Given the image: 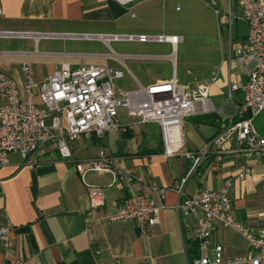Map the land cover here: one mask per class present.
I'll return each instance as SVG.
<instances>
[{"label":"crops","instance_id":"1","mask_svg":"<svg viewBox=\"0 0 264 264\" xmlns=\"http://www.w3.org/2000/svg\"><path fill=\"white\" fill-rule=\"evenodd\" d=\"M166 4L167 0H139L131 5L113 0H0V31L58 34L0 36V72L18 85L22 82L23 62L29 64L36 83L63 61L72 67L107 64L121 69L122 76L126 74L136 88L173 78L182 85L206 83L215 109L183 121L182 152L196 156L209 146L189 175L191 159L182 153L163 156L160 130L152 123H134L125 132L105 131L98 138L81 136L72 143L74 160L91 157L99 148L117 157V163L139 177L130 185L112 182L107 171L87 172L80 177L73 161L60 158L50 144L40 147L35 155L37 163L31 168L21 165L17 153H9L7 163L0 167V226L10 225L12 247L5 253L0 245V264H188L197 254L193 234L199 215L174 210L179 198L174 188L180 183L183 197L201 189H218L230 179L233 219L249 229H264V153L250 161V172L240 179L237 170L243 156L218 152L211 143L229 116L238 119L235 107L241 102V94L235 91L229 100L227 91L230 82L243 84L247 79L246 71L235 59L247 35L244 20L246 28L242 33L236 30L235 36L231 22L226 48L217 61L199 70L188 69L180 78L177 52L178 45L184 41L181 36L176 45L155 42L169 47L161 53L147 51L149 47L143 44L149 42L65 36L70 33L178 36L153 32L163 27ZM151 22L159 25L148 26ZM119 42H132L128 47L142 50L117 51L112 44ZM159 67L165 70L161 72ZM128 121L132 120H123ZM258 131L264 135V128ZM235 147L233 134L223 149ZM152 185L166 187L164 207L154 224L107 217L114 214L117 205L132 191L154 197ZM89 186L101 189L102 205L89 206ZM215 224L210 246L221 244L225 257L251 252L248 240L241 233L220 222ZM205 253L212 256L210 248Z\"/></svg>","mask_w":264,"mask_h":264},{"label":"built area","instance_id":"2","mask_svg":"<svg viewBox=\"0 0 264 264\" xmlns=\"http://www.w3.org/2000/svg\"><path fill=\"white\" fill-rule=\"evenodd\" d=\"M121 5H131L139 0H113ZM226 23L231 27L234 17L247 24V35L235 54V59L247 75L241 84L232 81L227 96L239 91L241 102L235 107V115L229 116L223 129L211 143L218 152H236L244 161L237 170V177L244 178L250 172L249 163L264 153V135H261L254 118L264 110V0H227ZM217 6V1H212ZM236 7L240 14H233ZM216 13L219 11L216 9ZM33 35L57 36V33H31L28 31H0L2 37L25 38ZM65 36L92 38L103 41L121 40L136 42H168L176 45L177 35L146 34H76ZM22 82H17L0 72V167L7 163L9 153H17L21 165L31 168L37 161L35 155L44 144H50L62 159H71L76 172L82 177L87 172L107 171L112 182L130 185L139 177L129 168L117 163L99 148L88 158L73 159L71 146L81 136L101 137L105 131L125 132L134 123H152L158 126L162 142V155L171 157L182 153L191 159L188 175L199 164L208 147L198 155L182 152V125L186 117L215 111L209 98V85L179 84L175 79L137 86L134 90H119L114 80L122 76V70L107 64H89L72 67L61 62L40 82H34L28 63L20 65ZM119 110L132 121L119 119ZM235 134L236 147L223 149V144ZM185 179L182 180V182ZM232 182L227 179L218 189H201L183 196L182 183L175 189L178 200L173 205L177 213L198 214L193 240L197 254L188 264H264V229L253 230L237 223L232 217V202L229 195ZM154 197L132 191L117 205L111 220H133L152 225L158 212L164 207L166 187L152 185ZM88 203L91 208L103 204V193L95 186L88 187ZM216 222L232 227L249 242L250 253L225 257L219 243L210 246V238ZM0 245L6 253L12 247L10 225L0 226ZM211 249L212 256L205 251Z\"/></svg>","mask_w":264,"mask_h":264},{"label":"rangeland","instance_id":"3","mask_svg":"<svg viewBox=\"0 0 264 264\" xmlns=\"http://www.w3.org/2000/svg\"><path fill=\"white\" fill-rule=\"evenodd\" d=\"M213 0H167L166 13L164 14L163 27L154 29L155 32L173 33L183 38V42L178 45V78L181 74H187L189 70H199L205 66L212 65L217 61L220 52L226 48L228 41L229 25L226 23L228 15L227 0H216L217 6H212ZM176 7H178L176 9ZM216 9L219 13H216ZM233 14L239 15L237 8L233 7ZM245 22V21H244ZM243 19L232 20L233 35L236 30L240 33L246 28ZM157 26L159 23L151 22L148 26ZM132 42H119L112 44L115 50H125L130 52L140 51L128 47ZM149 47V52H166L169 47L162 43H145ZM128 47V48H127ZM183 58V62H182ZM128 62V59H125ZM162 72L164 67H159ZM220 79H222L220 77ZM180 81V79H179ZM114 85L119 90H129L136 88L135 84L123 75L114 80ZM120 120H132L128 118L124 111L119 110ZM258 129L264 128V112L254 121ZM263 126V127H262ZM114 133V132H113ZM139 141V138H137Z\"/></svg>","mask_w":264,"mask_h":264},{"label":"trees","instance_id":"4","mask_svg":"<svg viewBox=\"0 0 264 264\" xmlns=\"http://www.w3.org/2000/svg\"><path fill=\"white\" fill-rule=\"evenodd\" d=\"M95 137V136H94ZM96 138V137H95ZM194 252H196L197 253V248H196V245H195V243H194Z\"/></svg>","mask_w":264,"mask_h":264}]
</instances>
